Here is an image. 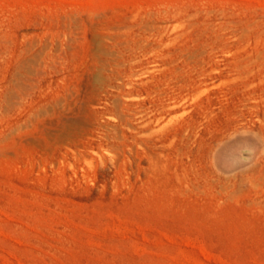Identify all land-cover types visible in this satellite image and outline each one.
<instances>
[{
    "label": "rangeland",
    "instance_id": "obj_1",
    "mask_svg": "<svg viewBox=\"0 0 264 264\" xmlns=\"http://www.w3.org/2000/svg\"><path fill=\"white\" fill-rule=\"evenodd\" d=\"M0 264H264V0H0Z\"/></svg>",
    "mask_w": 264,
    "mask_h": 264
},
{
    "label": "bare ground",
    "instance_id": "obj_2",
    "mask_svg": "<svg viewBox=\"0 0 264 264\" xmlns=\"http://www.w3.org/2000/svg\"><path fill=\"white\" fill-rule=\"evenodd\" d=\"M155 28H156V27H155ZM166 28H167V27H166ZM147 29H148V28H147ZM149 30H150V29H149ZM211 30H212V29H211ZM119 32H120V31H119ZM164 32H165V31H164ZM116 34H117V33H116ZM116 34H115V35H116ZM160 34H162V33H160ZM151 36H152V35H151ZM139 40H140V39H139ZM143 40H144V39H143ZM140 41H142V40H140ZM137 42H138V41H137ZM150 42H151V41H150ZM127 44H128V43H127ZM150 44H151V43H149V45H150ZM146 45H147V44H146ZM202 45H203V44H202ZM112 46H113V45H112ZM137 46H138V45H137ZM144 46H145V45H144ZM147 46H148V45H147ZM133 49H134V48H133ZM154 49H155V48H154ZM212 49H213V48H212ZM119 50H120V49H119ZM141 50H142V51H145V50H147V49L143 47V48H141ZM152 50H153V49H152ZM152 50H149V51L152 52ZM203 51H204V50H203ZM116 53H117V52H116ZM149 53H150V52H149ZM204 53H205V52H204ZM133 54H134V53H133ZM156 54H157V53H156ZM202 54H203V52H202ZM108 56H109V55H108ZM118 56H119V55H118ZM184 56H185V55H184ZM160 57H161V56H160ZM163 57H164V56H163ZM132 58H133V57H132ZM123 59H124V58H123ZM137 60H138V59H137ZM177 60H178V59H177ZM114 61H115V59H114ZM139 61H140V60H139ZM176 62H177V61H176ZM176 62H175V64H176ZM106 64H107V63H106ZM120 64H121V63H120ZM176 65H177V64H176ZM201 65H202V64H201ZM118 66H120V65L118 64ZM120 67H121V66H120ZM182 68H183V67H182ZM178 69H179V68H178ZM178 69H177V70H178ZM216 69H217V68H216ZM216 69H215V70H216ZM213 70H214V69H213ZM141 72H142V71H141ZM134 73H135V72H134ZM134 73H133V74H134ZM228 73H229V72H228ZM177 74H178V73H177ZM171 75H172V74H171ZM167 77H168V75H167ZM247 77H248V76H247ZM152 78H153V77H152ZM244 78H245V77H244ZM154 79H155V78H154ZM174 79H175V78H174ZM174 79H173V80H174ZM240 79H241V78H240ZM176 80H177V79H176ZM171 81H172V80H171ZM225 81H227V80H225ZM159 82H160V81H159ZM179 82H180V81H179ZM189 83H190V82H189ZM203 83H204V82H203ZM226 83H228V81H227ZM178 84H179V83H178ZM178 84H177V85H178ZM218 84H219V83H218ZM222 84H223V82H222ZM234 85H235V84H234ZM212 86H213V85H212ZM157 87H158V86H157ZM159 87H160V86H159ZM228 87H229V86H228ZM248 87H249V86H248ZM118 88H119V87H118ZM246 88H247V87H246ZM207 89H208V88H207ZM236 89H237V88H236ZM244 89H245V88H244ZM151 90H152V89H151ZM236 91H237V90H236ZM161 92H162V91H161ZM177 92H178V91H177ZM194 92H195V91H194ZM237 92H238V91H237ZM155 93H156V92H155ZM235 93H236V92H235ZM235 93H234V94H235ZM129 94H130V93H129ZM162 94H163V93H161V95H162ZM164 94H165V93H164ZM231 95H232V94H231ZM126 97H127V96H126ZM128 97H129V96H128ZM187 97H188V96H187ZM183 99H184V98H183ZM202 99H203V98H202ZM239 100H240V99H239ZM168 101H170V100H168ZM247 101H248V100H247ZM151 102H152V101H151ZM155 104L158 105V106L160 105L159 102H158V103H155ZM177 104H178V103H177ZM177 104H176V105H177ZM169 105H170V104H169ZM178 105H179V104H178ZM134 106H135V105H134ZM171 106H172V105H171ZM214 106H215V105H214ZM160 107H161V105H160ZM177 107H178V106H177ZM182 107H183V106H182ZM244 107H246V106L244 105ZM161 108H162V107H161ZM139 109H140V108H139ZM214 112H215V110H214L212 113H214ZM210 115H211V114H210ZM163 116H164V115H163ZM163 116H162V117H163ZM142 118H144V117L142 116ZM145 118H146V117H145ZM184 119H185V118H184ZM192 119H193V118H192ZM186 121H187V120H186ZM156 123H157V122H156ZM188 123H189V122H188ZM236 123H237V122H236ZM168 124H169V123H168ZM168 124H167V125H168ZM145 127H146V126H145ZM192 127H193V126H192ZM148 129H149V128H148ZM186 129H187V128H186ZM192 129H193V128H192ZM197 129H198V128H197ZM150 130H151V129H150ZM177 130H178V129H177ZM182 130H183V129H182ZM186 131H187V130H186ZM186 131H185V132H186ZM178 133H179V132H178ZM178 133H177V134H178ZM211 133H212V132H211ZM177 134H176V135H177ZM196 134H197V133H196ZM176 135L174 134L173 136L176 137ZM182 135H183V134H182ZM195 136H196V135H195ZM189 137H190V135H189ZM173 138H174V137H173ZM193 139H194V138H193ZM187 144H188V143H187Z\"/></svg>",
    "mask_w": 264,
    "mask_h": 264
}]
</instances>
